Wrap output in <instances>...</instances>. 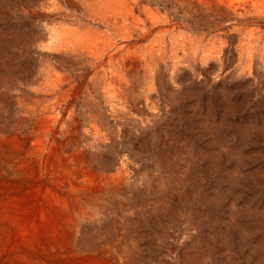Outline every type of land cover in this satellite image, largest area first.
<instances>
[{"label":"rangeland","instance_id":"1","mask_svg":"<svg viewBox=\"0 0 264 264\" xmlns=\"http://www.w3.org/2000/svg\"><path fill=\"white\" fill-rule=\"evenodd\" d=\"M0 141V264H264V0H0Z\"/></svg>","mask_w":264,"mask_h":264},{"label":"bare ground","instance_id":"2","mask_svg":"<svg viewBox=\"0 0 264 264\" xmlns=\"http://www.w3.org/2000/svg\"><path fill=\"white\" fill-rule=\"evenodd\" d=\"M104 45V44H103ZM57 102V101H56ZM47 120H45L44 122H41L40 124L43 125H47ZM9 138V137H8ZM7 139V138H6ZM12 139V137H11ZM27 139V138H26ZM3 140V139H2ZM8 140V139H7ZM13 140V139H12ZM4 141V140H3ZM3 141H0V147L4 146L5 144L3 143ZM11 142V141H10ZM10 142H8L10 144ZM4 148V147H3ZM5 149V148H4ZM87 149V148H86ZM4 151V150H3ZM4 154V153H3ZM6 154V153H5ZM17 154V153H16ZM53 162V161H52ZM90 173V172H89ZM51 177V176H50ZM49 177V178H50ZM94 178V177H93ZM54 179V178H53ZM56 179L53 180V182ZM67 181H65V183H67V185L70 187L69 189H77V182L74 179H66ZM89 181V180H88ZM32 182V181H31ZM48 183V182H47ZM120 183V182H119ZM8 184V183H7ZM2 185V184H1ZM0 185V186H1ZM10 187V186H9ZM33 187V186H32ZM31 187V188H32ZM80 189L83 187L82 184L79 185ZM3 188V187H2ZM29 188V187H28ZM53 188V187H52ZM30 189V188H29ZM34 189V188H33ZM51 189V187H50ZM3 190V189H2ZM8 191V189H6ZM15 190V189H14ZM32 190V189H31ZM58 190V189H57ZM12 191V190H11ZM10 191V192H11ZM16 191V190H15ZM36 191V195L37 196V200L35 201V199L33 198V196L28 195L24 198L20 197V198H16L15 199H8L7 200H0V247L2 249H4V243H2V240L6 237L9 236V232H8V228L9 225L13 224L16 226L17 223L21 222L20 220H23L24 217H22L21 215L23 214L25 210V202H32L31 204L37 206V204L39 205V216H38V211L37 214H35V217H33L34 219H39V217L42 219L47 218L48 220H52L53 219V214L54 211L56 212L57 210H55L56 208H60L61 207H66V206H70V202H69V198L68 196H64L60 193H58L56 190L52 189L50 192H48V194H44L43 193V188H41V186H37V188L35 189ZM45 191V190H44ZM73 191V190H72ZM46 192V191H45ZM9 193V192H8ZM28 193V192H27ZM4 194V193H3ZM26 193H24L25 195ZM7 195V194H6ZM34 195V194H33ZM89 195V194H88ZM11 197V196H10ZM17 197V196H16ZM19 197V196H18ZM14 198V197H13ZM6 199V198H5ZM74 205V204H73ZM77 206V205H76ZM24 207V208H23ZM34 208V207H32ZM29 209V208H28ZM36 209V208H35ZM68 209V208H67ZM59 211V210H58ZM35 211H33L34 213ZM66 212V210H65ZM57 213V212H56ZM59 213V212H58ZM62 213V212H61ZM67 213V212H66ZM34 215V214H33ZM57 215V214H56ZM69 215V213H68ZM38 216V217H37ZM42 216V217H41ZM67 216V215H66ZM29 218V217H27ZM58 218V217H57ZM65 218V217H64ZM67 218V217H66ZM33 219V220H34ZM31 222H33L32 219H30ZM67 220V219H66ZM38 221V220H37ZM40 221V220H39ZM45 222V221H44ZM29 223V222H28ZM46 223V222H45ZM56 223V221H55ZM54 223V224H55ZM31 224V223H30ZM33 224V223H32ZM66 224L64 223V226ZM21 225H19L20 227ZM26 226V225H25ZM30 226V225H29ZM61 228V227H60ZM12 229V228H11ZM58 229V227H57ZM22 231V230H21ZM24 232V231H23ZM20 235V234H19ZM22 236V235H21ZM20 237V236H19ZM5 240V239H4ZM17 241V240H16ZM22 241V240H21ZM18 242V241H17ZM64 242V241H63ZM19 244V243H18ZM50 245V244H49ZM17 251V250H16ZM56 255V254H55ZM30 256V255H29ZM84 262V261H83Z\"/></svg>","mask_w":264,"mask_h":264}]
</instances>
